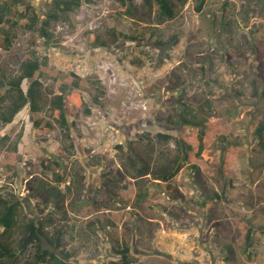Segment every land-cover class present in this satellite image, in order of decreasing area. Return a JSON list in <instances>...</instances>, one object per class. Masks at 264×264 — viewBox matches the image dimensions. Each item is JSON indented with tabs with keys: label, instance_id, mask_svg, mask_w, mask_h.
Returning a JSON list of instances; mask_svg holds the SVG:
<instances>
[{
	"label": "rangeland",
	"instance_id": "1",
	"mask_svg": "<svg viewBox=\"0 0 264 264\" xmlns=\"http://www.w3.org/2000/svg\"><path fill=\"white\" fill-rule=\"evenodd\" d=\"M26 1L40 20L29 29L18 6L16 24L0 25V80L16 77L37 51L45 88L76 80L85 106H73L72 132L49 107L32 115L28 104L10 124L0 118V187L23 200L24 215L52 217L51 233L65 227L69 264H124L118 243L132 248L134 264H264V148L255 134L264 121V0H207L200 13L187 0L163 23L154 1L128 0V13L121 0H81L48 37L40 27L53 0ZM183 82L182 101L204 109L217 129L202 158L185 160L175 142L198 133L177 124ZM35 119L54 128L36 131ZM158 133L173 138L159 141ZM131 156L152 172L181 158L172 188L139 175L142 163ZM146 190L160 196L142 198ZM244 223L255 231L250 253ZM31 258L29 247L24 261Z\"/></svg>",
	"mask_w": 264,
	"mask_h": 264
},
{
	"label": "trees",
	"instance_id": "2",
	"mask_svg": "<svg viewBox=\"0 0 264 264\" xmlns=\"http://www.w3.org/2000/svg\"><path fill=\"white\" fill-rule=\"evenodd\" d=\"M147 5H151L154 1L158 5V11L156 13L159 23H163L166 20H172L176 17L177 3H186L187 0H144ZM196 11L202 12L207 0H196ZM81 0H53V7L47 14V19L40 27V31L45 37H48V28L53 21H58L63 15L74 12L81 5ZM126 12L130 13L131 10L128 0H121ZM18 6H25V11L28 16H24L28 20V28L35 29L39 23V14L35 8L26 0H3L0 3V25L6 21H12V24H16V13ZM15 12V13H13ZM10 18H14L10 20ZM178 37L173 35L170 38L169 43L177 44ZM12 40L8 37L6 43L11 44ZM100 45L106 47V42L100 41ZM9 46V45H8ZM163 49H166L169 44H162ZM42 61L37 51H32L25 59L20 63L19 74L8 80H0V118L5 124L13 122L15 116L29 104V111L32 115L43 111L44 107H49L53 110L54 117L61 126V129H67L72 132V126L77 127L76 121H72V126L68 123V116H75V108H81L85 106V98L81 90H79V83L76 80L68 83L63 82L58 91H48L41 79ZM38 74V75H37ZM74 76V74H73ZM29 81L28 87L25 89V82ZM186 83L181 84L180 90L177 92L179 102L184 107V111L179 113L177 119L178 125H185L192 128H197L198 133L195 134L194 142H190L183 135L176 138L175 142L183 152V158L188 160L189 154L193 153L196 158H202L204 150L210 144L211 134L210 130H217L214 122L205 117L206 111L196 110L194 107L182 101V97L185 93ZM256 93V92H255ZM94 105L98 103L97 98L92 99ZM207 106V110H210L211 105L209 102L204 104ZM73 106L75 107L73 109ZM87 114H91V108H85ZM211 118V117H210ZM54 121H43L42 119L34 120V128L36 131L52 130ZM209 129V131H208ZM209 133V134H208ZM256 136L259 139L260 145L264 148V121H262L256 131ZM157 138L159 141L168 142L173 137L171 135L158 133ZM181 158L174 159L171 163L165 167L156 171H150L149 164L145 159L139 156H131L129 162L131 164L142 163L141 169L138 170L139 175L152 174L154 179L161 180L166 183L170 189L172 188V179L180 171ZM198 165V164H197ZM45 166V163H44ZM76 179H79L78 177ZM57 180L61 181L60 175H57ZM62 182V181H61ZM79 185V184H77ZM70 188V187H69ZM49 190L46 185L43 184L42 190ZM112 196H115V192L109 190ZM172 192V191H171ZM55 196V192L51 193ZM140 196L157 197L160 194L152 193L151 191H143ZM24 203L18 195L13 193H5L3 187H0V264H69L68 260L73 257V254L66 251L63 247V236L65 234V227H54L52 233L46 230L47 224L52 223V217L46 219H38L37 217L29 218L23 213ZM39 230L44 234L49 242L50 247H45L44 243L37 237L36 230ZM243 230L245 232V251L250 253V250L254 246V229L249 227L245 223L243 224ZM33 231V235L23 246V242L29 233ZM19 235L18 240L16 237ZM23 246V249H22ZM29 247L32 248V258L30 262L24 261V257L27 254ZM54 248V250L52 249ZM116 253L121 256V260L124 264H134L132 255V248L125 243H118Z\"/></svg>",
	"mask_w": 264,
	"mask_h": 264
},
{
	"label": "water",
	"instance_id": "3",
	"mask_svg": "<svg viewBox=\"0 0 264 264\" xmlns=\"http://www.w3.org/2000/svg\"><path fill=\"white\" fill-rule=\"evenodd\" d=\"M32 123H34V121H32ZM70 125H72V124H70ZM19 156H20V154H19ZM32 235H33V231H31L29 233V235L26 237V239L23 242V246L27 243V241L30 239V237ZM36 235L44 243L45 247H50L51 244H50L48 238L44 234H42L38 229L36 230ZM23 246H22V249H23Z\"/></svg>",
	"mask_w": 264,
	"mask_h": 264
},
{
	"label": "crops",
	"instance_id": "4",
	"mask_svg": "<svg viewBox=\"0 0 264 264\" xmlns=\"http://www.w3.org/2000/svg\"><path fill=\"white\" fill-rule=\"evenodd\" d=\"M4 138H5V136L2 139H4Z\"/></svg>",
	"mask_w": 264,
	"mask_h": 264
},
{
	"label": "flooded vegetation",
	"instance_id": "5",
	"mask_svg": "<svg viewBox=\"0 0 264 264\" xmlns=\"http://www.w3.org/2000/svg\"><path fill=\"white\" fill-rule=\"evenodd\" d=\"M136 128H137V126H136Z\"/></svg>",
	"mask_w": 264,
	"mask_h": 264
}]
</instances>
